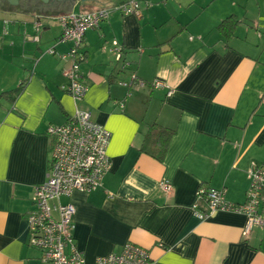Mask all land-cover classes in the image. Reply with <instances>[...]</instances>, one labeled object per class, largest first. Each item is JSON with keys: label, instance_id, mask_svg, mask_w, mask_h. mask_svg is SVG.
Returning <instances> with one entry per match:
<instances>
[{"label": "crops", "instance_id": "0c3cea01", "mask_svg": "<svg viewBox=\"0 0 264 264\" xmlns=\"http://www.w3.org/2000/svg\"><path fill=\"white\" fill-rule=\"evenodd\" d=\"M6 1L0 76L10 74L9 61L18 77L0 95L27 82L14 100L0 99V264H45L29 245L26 217L35 208L34 187L48 177V127L76 108L111 132L112 168L102 186L64 199L76 207L74 239L85 264L127 242L148 249L150 264H264V228L244 235L243 214L216 211L201 219L194 212L203 186L244 202L248 170L264 166V0H139L141 17L113 10L84 36L87 91L78 102L64 89L69 64L61 55L71 44L60 40L56 16L126 0ZM37 16L44 23L39 41ZM229 16L239 26L227 39L218 25ZM115 41L130 61L125 69L111 51ZM132 71L166 86L128 95L118 81ZM155 123L176 127L162 160L142 150ZM162 179L172 182V193L161 190ZM199 209L206 210L204 200Z\"/></svg>", "mask_w": 264, "mask_h": 264}, {"label": "built area", "instance_id": "2783aa9c", "mask_svg": "<svg viewBox=\"0 0 264 264\" xmlns=\"http://www.w3.org/2000/svg\"><path fill=\"white\" fill-rule=\"evenodd\" d=\"M113 10H118L123 15L142 16L139 0H126L112 7L56 16L62 27L60 40L71 44L69 50L61 55L69 64L65 72L68 83L64 85V89L77 102L87 91L81 72V64L86 58L84 36L88 30L100 27ZM43 26L41 16H37L34 21L36 41L40 40ZM111 51L116 60L122 63V69L129 67L130 61L123 58V48L116 41ZM48 52L55 53V49L50 48ZM118 83L128 89V95L136 88L148 86L133 71L130 79H121ZM151 85L155 88L166 86L160 80H154ZM120 103L123 106V102ZM48 133L53 138L48 177L34 187L35 208L26 217L29 245L41 252V259L45 264H85V254L74 239L76 207L71 201L64 199H69L76 190L91 192L102 186L105 175L112 168V160L108 154L111 132L95 121L91 112L76 108L64 123L50 125ZM248 178L250 184L246 199L241 203L230 201L224 189L200 187L194 204L196 215L206 219L216 211L243 214L246 216L244 235H249L255 227L264 228V166L254 164L248 170ZM160 188L170 194L173 184L168 179H162ZM202 200L206 203L204 211L199 209ZM150 261L148 249L134 242H127L120 251L97 257L95 264H150Z\"/></svg>", "mask_w": 264, "mask_h": 264}, {"label": "trees", "instance_id": "16d2710c", "mask_svg": "<svg viewBox=\"0 0 264 264\" xmlns=\"http://www.w3.org/2000/svg\"><path fill=\"white\" fill-rule=\"evenodd\" d=\"M239 26V21L234 16H229L224 19L219 25L218 30L227 38L230 39L234 35H236L237 29ZM27 79H25L18 88L12 89L10 91H4L0 95V99L2 97L11 96L12 100H14L17 95L24 89L26 85ZM148 88H152V82H147ZM176 127L165 128L160 124L155 123L152 125V128L146 135L145 141L142 145V150L152 154L159 160L164 158V155L167 151L169 142L171 137L175 134Z\"/></svg>", "mask_w": 264, "mask_h": 264}, {"label": "rangeland", "instance_id": "374dc122", "mask_svg": "<svg viewBox=\"0 0 264 264\" xmlns=\"http://www.w3.org/2000/svg\"><path fill=\"white\" fill-rule=\"evenodd\" d=\"M6 65H7L6 68L10 72V74L5 75V76L4 75L0 76V88L2 86H5L7 88L10 86H13L16 81V78L18 77V74H17L18 72L16 68L14 66H10L9 61H6ZM1 70L2 69L0 68V71Z\"/></svg>", "mask_w": 264, "mask_h": 264}, {"label": "flooded vegetation", "instance_id": "af4514ba", "mask_svg": "<svg viewBox=\"0 0 264 264\" xmlns=\"http://www.w3.org/2000/svg\"><path fill=\"white\" fill-rule=\"evenodd\" d=\"M0 1H2V2H5L4 4H6V0H0ZM23 1H25L28 5H30L29 3L31 2V0H23Z\"/></svg>", "mask_w": 264, "mask_h": 264}]
</instances>
